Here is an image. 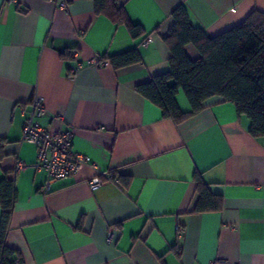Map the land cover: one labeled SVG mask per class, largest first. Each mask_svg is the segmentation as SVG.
I'll return each instance as SVG.
<instances>
[{
	"label": "crops",
	"instance_id": "0c3cea01",
	"mask_svg": "<svg viewBox=\"0 0 264 264\" xmlns=\"http://www.w3.org/2000/svg\"><path fill=\"white\" fill-rule=\"evenodd\" d=\"M59 1L0 0V178L8 171L15 184L6 244L19 264H264V136L252 137L249 118L219 97L175 123L134 89L169 69L164 37L178 5L215 36L264 12V0H119L144 30L136 38L95 14L91 0ZM129 49L140 63H90ZM184 50L199 57L192 44ZM35 94L46 107L41 124L71 129L73 150L92 161L47 191L36 148L21 140ZM176 101L190 110L182 92ZM196 173L221 198L219 210L194 211Z\"/></svg>",
	"mask_w": 264,
	"mask_h": 264
},
{
	"label": "trees",
	"instance_id": "16d2710c",
	"mask_svg": "<svg viewBox=\"0 0 264 264\" xmlns=\"http://www.w3.org/2000/svg\"><path fill=\"white\" fill-rule=\"evenodd\" d=\"M97 15H104L114 24L124 25L132 37L144 33L143 28L131 21L119 0H91ZM173 25L164 42L170 50L169 69L149 80L135 85V91L157 106L163 118L180 123L199 112L205 102L219 97L232 102L237 113L250 120L248 132L252 137L264 136V12L254 10L241 23L215 36L189 20L187 9L178 5L172 12ZM192 44L199 53L191 59L184 50ZM113 68L141 62L137 49L103 56ZM182 92L190 110L181 111L176 95ZM1 159V153H0ZM110 179L126 187L129 177L110 170ZM198 200L195 212L221 208V198L213 195L201 176L194 175ZM16 201L13 178L5 171L0 178V264H19L21 256L6 244V235Z\"/></svg>",
	"mask_w": 264,
	"mask_h": 264
},
{
	"label": "built area",
	"instance_id": "2783aa9c",
	"mask_svg": "<svg viewBox=\"0 0 264 264\" xmlns=\"http://www.w3.org/2000/svg\"><path fill=\"white\" fill-rule=\"evenodd\" d=\"M57 1V0H56ZM59 3L65 6V2L60 0ZM149 38L143 40L146 45ZM68 55L76 59L78 51L76 49L68 50ZM90 63L98 65H108L107 60L99 57L91 59ZM82 63L78 60L76 65L70 69L69 74L74 76L81 68ZM31 110L25 118L22 131V141L32 144L36 148V162L34 167L42 169L47 174V182L43 186V190L47 191L48 184L51 181L64 179L75 175L80 167L85 164H92L91 158L87 155L76 153L73 150V131L68 130H51L43 126L40 122V117L46 112L43 96L35 94L31 99ZM23 162L17 163V168H23ZM104 175L108 176L107 173ZM102 183L99 177H93L89 181V186L92 190L97 189ZM182 226H178V231H182ZM108 240H111L112 234L107 235ZM209 264H215L211 261Z\"/></svg>",
	"mask_w": 264,
	"mask_h": 264
}]
</instances>
